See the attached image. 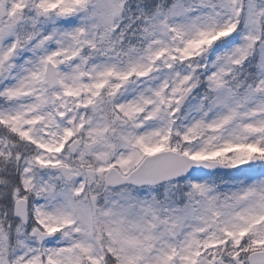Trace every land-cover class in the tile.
<instances>
[{
	"label": "snow or ice",
	"instance_id": "6c2138e0",
	"mask_svg": "<svg viewBox=\"0 0 264 264\" xmlns=\"http://www.w3.org/2000/svg\"><path fill=\"white\" fill-rule=\"evenodd\" d=\"M0 264H264V0H0Z\"/></svg>",
	"mask_w": 264,
	"mask_h": 264
}]
</instances>
